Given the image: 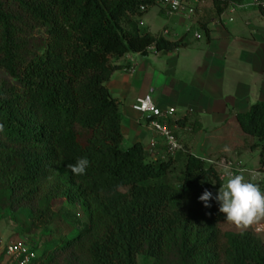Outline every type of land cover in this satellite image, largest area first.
Returning <instances> with one entry per match:
<instances>
[{
	"label": "trees",
	"instance_id": "1",
	"mask_svg": "<svg viewBox=\"0 0 264 264\" xmlns=\"http://www.w3.org/2000/svg\"><path fill=\"white\" fill-rule=\"evenodd\" d=\"M211 1L222 15L240 0ZM142 4L0 0V203L12 214L29 210L38 228L58 218L57 200L88 208L87 228L32 264H139V255L154 264H264V232L231 227L215 201L205 208L198 199L225 183L216 166L189 153L172 183L177 157L156 162L142 143L123 146L120 100L108 87L118 60L189 45V33L143 31ZM233 121L255 139L264 172V101ZM80 157L86 174H65Z\"/></svg>",
	"mask_w": 264,
	"mask_h": 264
},
{
	"label": "crops",
	"instance_id": "2",
	"mask_svg": "<svg viewBox=\"0 0 264 264\" xmlns=\"http://www.w3.org/2000/svg\"><path fill=\"white\" fill-rule=\"evenodd\" d=\"M155 7L159 10L153 12ZM263 23L264 15L257 7L218 15L213 2L203 0L201 12L192 17L170 15L159 6H152L142 18V30L169 40L189 33V45L169 52H159L152 46L147 55L128 53L118 60L120 68L108 87L120 100L124 148L142 143L148 152L156 138V155L150 158L156 162L170 159L165 138L133 108L137 98L151 95L157 106L176 110L175 118L168 124L184 148L175 161L179 176L189 153L208 159V155L226 153L225 145L236 158L235 167L230 169L233 174H242L248 180L252 172L264 173L259 170L260 156L255 154V169L246 159L252 156L250 145L255 139L243 133L236 122L227 123L236 114L248 112L253 104L264 101ZM203 24H208L211 40ZM188 114V120L178 122ZM226 179L227 176L225 183ZM257 182L264 190V178ZM254 228L264 232V221ZM140 258L141 255L139 264Z\"/></svg>",
	"mask_w": 264,
	"mask_h": 264
},
{
	"label": "built area",
	"instance_id": "3",
	"mask_svg": "<svg viewBox=\"0 0 264 264\" xmlns=\"http://www.w3.org/2000/svg\"><path fill=\"white\" fill-rule=\"evenodd\" d=\"M143 2L141 6L142 11H147L152 6H159L165 10L168 14H187L195 17L201 12V5L203 0H141ZM242 7H257L259 9L264 8V0H245L242 4L231 2L228 8L232 14H235L239 8ZM230 20H234V16L230 17ZM201 38V35H197ZM133 108L143 115V118L148 119L151 126L157 132V134L163 136L168 146V157L176 158L177 155L183 151V145L181 144L174 129L170 127L168 121L172 120L176 116V110L174 108H161L156 105L151 95L137 98L133 105ZM158 148V140L155 138L151 141L148 148V155L155 157L156 150ZM206 161L212 164L217 163L224 167L225 164L233 169L236 165L234 160L227 158L226 156L220 158L219 161L208 158ZM217 167V166H216ZM222 179L226 176L223 174ZM38 257L37 252L26 242L12 241L4 242L0 240V264H32Z\"/></svg>",
	"mask_w": 264,
	"mask_h": 264
},
{
	"label": "rangeland",
	"instance_id": "4",
	"mask_svg": "<svg viewBox=\"0 0 264 264\" xmlns=\"http://www.w3.org/2000/svg\"><path fill=\"white\" fill-rule=\"evenodd\" d=\"M158 10L159 8L155 7L153 12ZM252 150V156H247L246 159H249L248 165L255 169V157L256 155L259 157L260 153L256 149ZM232 154L233 153L229 151L206 156L215 161H219L220 158L224 156L231 160H236ZM206 162L209 165L217 166V169L221 172V176L223 175L224 167L217 163L212 164L209 161ZM178 176L179 174H174V178L171 182L176 183L178 181L176 180ZM54 209L59 214L58 218L51 224L38 228L32 224V215L29 210L21 209L12 214L0 203V240L4 242H26L37 252L38 256L41 257L43 254L49 252L54 244L61 239L74 236L80 229H85L89 225L90 212L88 208L85 205H81L80 202H70L66 199L57 200L54 202ZM230 226L235 227L232 224H230ZM140 264H154V260L141 255Z\"/></svg>",
	"mask_w": 264,
	"mask_h": 264
},
{
	"label": "clouds",
	"instance_id": "5",
	"mask_svg": "<svg viewBox=\"0 0 264 264\" xmlns=\"http://www.w3.org/2000/svg\"><path fill=\"white\" fill-rule=\"evenodd\" d=\"M2 130L3 126L0 125V131ZM224 151L229 152L231 149L225 145ZM89 164L87 158L80 157L75 163L67 165L65 174L70 172L73 176L84 175ZM223 174L227 176L226 183L221 184L215 195L205 188L198 198L203 206L211 208V202L215 201L219 206V213L224 214L225 221L239 230H247L264 221V190L257 182L264 178V173L252 172L251 178L246 180L242 174H233L230 166L225 164ZM120 187L117 185V190Z\"/></svg>",
	"mask_w": 264,
	"mask_h": 264
}]
</instances>
